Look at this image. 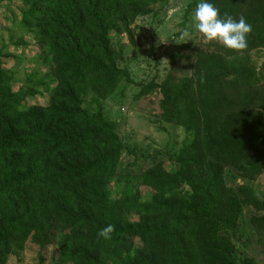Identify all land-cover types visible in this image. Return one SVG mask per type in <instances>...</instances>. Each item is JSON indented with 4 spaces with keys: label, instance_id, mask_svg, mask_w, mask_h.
Returning a JSON list of instances; mask_svg holds the SVG:
<instances>
[{
    "label": "trees",
    "instance_id": "16d2710c",
    "mask_svg": "<svg viewBox=\"0 0 264 264\" xmlns=\"http://www.w3.org/2000/svg\"><path fill=\"white\" fill-rule=\"evenodd\" d=\"M29 1L28 22L50 15L59 28L54 48L59 83L47 107L25 110L21 94L7 86L0 55V264L13 242L32 236L45 249L61 229L71 233L67 245L76 249L75 264H100L99 255L111 244L128 248L137 240L149 247V255L139 253L130 264H256L235 256L230 232L239 227L243 208L223 176L227 168L247 180L264 172V86L257 77L230 72L212 56L201 61L199 76L174 94L166 84L164 116L187 136L175 158L178 168L157 167L144 175L157 192L151 203H111L106 184L123 153L117 124L108 122L101 108L94 115L83 110L77 86L93 72L108 76V92L114 89L123 72L109 61L110 27L119 16L147 15L156 1ZM246 1L233 0L220 15L238 20ZM259 1L262 9L244 17L248 24L264 26V0ZM44 30L38 26L39 38ZM262 34L263 29L248 33L245 49L221 51L250 52L264 45ZM257 85L260 89L251 92ZM240 193L264 212L249 187ZM128 210L137 213L138 222L124 220ZM109 224L111 238H99ZM257 224L264 228V219Z\"/></svg>",
    "mask_w": 264,
    "mask_h": 264
},
{
    "label": "rangeland",
    "instance_id": "374dc122",
    "mask_svg": "<svg viewBox=\"0 0 264 264\" xmlns=\"http://www.w3.org/2000/svg\"><path fill=\"white\" fill-rule=\"evenodd\" d=\"M155 1L147 15L135 19L119 16L110 27L109 61L123 72L114 89L108 92V76L93 72L77 86L82 90L83 110L94 115L101 108L102 116L117 124L123 153L106 184L111 203L122 200L151 203L157 192L145 183L144 175L157 167L166 171L178 168L175 158L187 136L182 126L168 122L164 116L161 103L166 84L170 83L169 89L174 94L183 83L199 76L202 60H212L214 56L230 72H250L264 86V45L229 56L221 51L222 44L206 41L192 28V13L199 0ZM224 1L227 0L214 4L219 14L228 11L233 0L227 4ZM38 5L50 9L48 4ZM261 9L259 0H247L239 9L238 18L251 17ZM30 10L29 0H0L1 67L10 78L7 86L13 93L21 94L25 110L47 107L59 83L54 50L59 28L50 15L28 22L26 13ZM40 25L46 27L42 38L37 31ZM250 25L253 35L257 30H264L259 21ZM185 31L189 32L188 36L183 35ZM261 37L264 40V34ZM258 86L250 91L259 90ZM223 182L237 195L243 208L239 227L230 232L235 256L237 260L249 257L256 264H264V228L257 224L264 219V212L251 207L240 193L242 186L249 187L254 197L264 204V172L247 180L227 168ZM123 218L130 223L139 221L137 213L130 210ZM70 239L71 233L61 229L45 249L32 236L24 242H13L1 264H75L71 256L76 249L67 245ZM148 250L139 240L128 248L111 244L107 253L102 251L99 255L100 264L134 263L136 255H149Z\"/></svg>",
    "mask_w": 264,
    "mask_h": 264
},
{
    "label": "clouds",
    "instance_id": "9594fccd",
    "mask_svg": "<svg viewBox=\"0 0 264 264\" xmlns=\"http://www.w3.org/2000/svg\"><path fill=\"white\" fill-rule=\"evenodd\" d=\"M192 28L208 42H218L228 50H242L247 47V34L251 25L241 17L238 20L231 16H221L211 0H199L192 13ZM184 36L189 32L185 31ZM114 231L109 224L102 228L97 236L105 240L111 238Z\"/></svg>",
    "mask_w": 264,
    "mask_h": 264
}]
</instances>
